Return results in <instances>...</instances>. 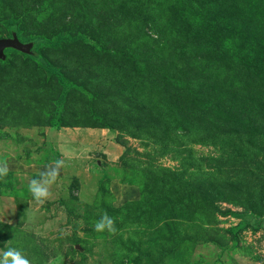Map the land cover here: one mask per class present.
Listing matches in <instances>:
<instances>
[{"label":"rangeland","instance_id":"obj_1","mask_svg":"<svg viewBox=\"0 0 264 264\" xmlns=\"http://www.w3.org/2000/svg\"><path fill=\"white\" fill-rule=\"evenodd\" d=\"M14 32L0 264H264V0H0Z\"/></svg>","mask_w":264,"mask_h":264},{"label":"water","instance_id":"obj_2","mask_svg":"<svg viewBox=\"0 0 264 264\" xmlns=\"http://www.w3.org/2000/svg\"><path fill=\"white\" fill-rule=\"evenodd\" d=\"M33 43L21 42L16 33L14 32L12 37L0 38V59L5 57L4 49L7 47H13L18 50H22L27 53H31V46Z\"/></svg>","mask_w":264,"mask_h":264},{"label":"trees","instance_id":"obj_3","mask_svg":"<svg viewBox=\"0 0 264 264\" xmlns=\"http://www.w3.org/2000/svg\"><path fill=\"white\" fill-rule=\"evenodd\" d=\"M12 29H13V31H16V32H18L19 31V29H18V27H17V25L16 24H13L12 25ZM65 39V37H63V36H59L58 37V39L57 40H55V41H51V44L52 45H58V42L60 41V40H64ZM32 41H33V45L31 46V53H29V55H31V56H33L34 55V52H35V48L39 45V43H40V38H36V39H32ZM49 71H53V72H57L58 70L56 69V67H54L52 64H50V63H45V65H44Z\"/></svg>","mask_w":264,"mask_h":264}]
</instances>
